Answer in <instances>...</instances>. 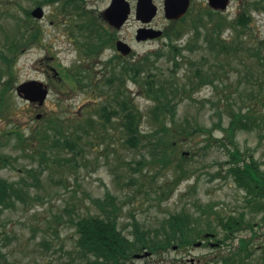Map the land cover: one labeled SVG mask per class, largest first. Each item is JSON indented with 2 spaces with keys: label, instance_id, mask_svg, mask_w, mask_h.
<instances>
[{
  "label": "rangeland",
  "instance_id": "374dc122",
  "mask_svg": "<svg viewBox=\"0 0 264 264\" xmlns=\"http://www.w3.org/2000/svg\"><path fill=\"white\" fill-rule=\"evenodd\" d=\"M110 2L0 0V178L19 184L24 192L0 212V264H64L74 256L77 234L73 222L79 217L102 215L97 200L103 202L107 195L120 205L118 228L130 239L134 238V221L140 230L151 232L171 215L182 213L190 214L195 230L210 223L206 233L226 242L220 248L188 245L173 251L169 247L148 258L131 257L126 264H179L178 260L191 257L201 258L202 264H220L223 256H237L241 241L250 252L247 264H264V211L251 210L245 190L229 173L251 159L264 171V52L261 58L245 53L248 57L243 64L229 66L226 59L215 63L202 36L197 39L194 32L195 26L202 31L208 22L205 10L211 8L207 0H189L188 11L175 22L164 18V0H152L158 12L149 24L163 34L143 41L135 40L136 30L142 26L134 16L136 0H127L130 16L119 29L103 19L102 12ZM241 2L229 0L224 10L218 11L227 22L221 29L226 41L236 35L228 24L236 20ZM38 6L44 13L41 19L30 15ZM250 12L241 37L256 47L264 39V13ZM235 27L242 31V27ZM173 30L180 33L179 38H173ZM116 40L131 47L128 56L116 51ZM13 44L19 47L12 54L8 49ZM98 44L97 53L87 50ZM188 44L193 48H186ZM174 46L182 49L179 57L183 66L176 74L180 83H186L197 67L208 70L222 66L219 70H225L227 76L223 83L216 82V87L200 86L190 93L192 99L184 98L178 105V120H186L189 130L200 126L210 129L211 134L196 131L178 136L174 164L162 171H158L159 164L153 169L145 165L140 173L135 170L136 163L147 148L124 145L118 119L112 118L110 123L101 119L99 108L114 94L115 84L111 86L107 79L121 70V63L144 56L154 60L158 54L155 68L168 76ZM1 54L14 57L13 62L7 65ZM32 80L48 88L42 106L29 103L16 92L17 86ZM6 82L10 85L4 92ZM124 86L132 104L145 115L141 130H151L147 112L153 103L131 79L124 80ZM231 106L243 110L252 107L262 122L258 129L236 132L233 143L215 127L217 123L222 129L228 126ZM56 118L62 121L64 137L77 141L79 147L57 146L52 138L43 140V132L55 134L47 121ZM87 118L94 126H80ZM15 132L26 139L20 141ZM237 149L241 161L234 162L232 153ZM181 154L186 160L177 161ZM175 164L181 165L184 175ZM175 179L179 180L173 185ZM161 190L165 195L161 196ZM241 215L250 226L232 230L233 236L224 238L226 233L218 220ZM194 236L201 240L196 233Z\"/></svg>",
  "mask_w": 264,
  "mask_h": 264
},
{
  "label": "trees",
  "instance_id": "16d2710c",
  "mask_svg": "<svg viewBox=\"0 0 264 264\" xmlns=\"http://www.w3.org/2000/svg\"><path fill=\"white\" fill-rule=\"evenodd\" d=\"M46 1L52 2L54 0ZM251 10L264 13V0H242L240 12L236 20L232 24H228L233 28V31H236L235 37L230 41L222 38L221 29L227 23L225 18L219 12L211 9L205 10L208 22L204 24V30L202 31L199 30V27L195 26L194 32L197 39L199 36H202L203 43L215 63L221 59H226L227 61H224V63L229 66L233 62L243 64L245 57H248L245 53L261 58V53L264 52L262 49L264 48V39L260 41L259 45L252 47L241 37L244 33L243 29H246V26L250 22ZM235 24L242 27V31L236 30ZM173 32V38L180 37L179 32L175 30ZM167 37L172 40L171 36L167 35ZM196 44L194 42V45ZM99 45L90 46L87 50L92 52L91 54L96 53ZM17 47H19L18 44H13L8 50L13 54V50ZM186 48L192 49L193 46L190 47V44H188ZM172 50L174 53L172 56L173 63L169 69L171 74L168 76L163 72L160 73L155 68V62L159 59L158 54H156L157 56L154 60L150 56H144L137 61L121 63V70L114 72L107 79V83L111 86L115 84L114 94L110 101L100 105L99 108V117L101 119L109 123L112 118L118 119L121 124V132L119 133L123 137L124 145L131 148H138L140 146L147 148L146 155L143 154L136 163L137 167L135 170L140 173H142L145 165L151 166L150 169H153L155 164H159L160 168L158 171H162L171 164H174L178 154L176 152L177 142L179 141L178 136H188L196 131L210 133V129L200 126H195L189 130V124H187L186 120H178V105L184 98L192 99L190 93L197 91L200 86L210 84L216 87V82L223 83L224 77L227 76L225 70H219L222 66H219L218 69L209 68L208 70L203 67H197L187 76L186 83H180L176 78V74L183 66V62H181L182 57H179L181 56L182 49L174 46ZM1 57H3L7 65L14 60V57L8 58L5 55ZM141 74H145V76L141 77ZM253 78L255 80L258 79L254 76ZM129 79L137 83L143 91L144 97L153 103L147 112V121L152 127L149 131H142L139 126L145 115L132 104L129 98L128 90L124 86V80ZM7 84L8 82H6ZM9 85L4 86V92L8 90ZM1 100L2 96L0 97V102ZM227 113L229 115L228 126L222 129L220 124L217 123L215 127L223 130L226 138L231 143H233V137L236 132L258 129L262 123L252 107H247L246 110H243V107L239 106L232 108ZM219 116L221 115L219 114ZM47 126L51 127L55 134L49 136L47 132H43L41 135L43 140H51L52 138V143H55L57 146L62 143L63 145L79 147L77 141H70L67 137H64L63 132H61L63 124L59 119H49ZM80 126L92 127L94 126V121L91 118H87ZM15 133L20 141L26 139L20 132ZM222 143L220 142L221 145H224ZM183 160H186L185 154H181L177 158V161ZM232 160L234 162L241 161L238 149L232 153ZM175 166L184 175L181 165L175 164ZM229 173L230 175L232 174L237 185L243 188L247 196H249L247 204L251 207V210L255 213L263 212L264 171L260 170L254 161H251L250 164L245 163L242 167L231 168ZM178 180L175 179L173 185H176ZM18 185L0 178V212L3 208L13 205L16 198L22 197L24 192ZM159 193L163 196L165 195V190H161ZM97 206L100 208L102 215L79 217L77 221L73 222L77 234L74 251L72 252L74 256H71L64 264H126L127 260L134 253L142 252V250L156 254L158 251H166L173 245H177L178 247L189 245L193 240L191 238L193 234L190 229L192 222L185 214L171 215L151 232L140 230L136 225L137 222L134 221V238L130 239L118 228V217L121 207L115 203V197L107 195L103 202L97 200ZM209 209L211 208H204V211L209 212ZM218 221L226 231H239L242 227L247 228L251 224L244 222L242 215L230 217L226 222L222 219ZM205 227L206 230H209L210 223L207 222ZM249 255L250 252L245 247H242L240 252L237 253V257H239L238 261L237 259L232 260L227 264H234L235 261L238 264H247L246 259Z\"/></svg>",
  "mask_w": 264,
  "mask_h": 264
},
{
  "label": "water",
  "instance_id": "95a60500",
  "mask_svg": "<svg viewBox=\"0 0 264 264\" xmlns=\"http://www.w3.org/2000/svg\"><path fill=\"white\" fill-rule=\"evenodd\" d=\"M211 9L224 10L228 4V0H207ZM189 7V0H164L163 12L168 20H177L183 17ZM157 8L152 0H136L135 18L142 23H149L156 16ZM130 14V6L126 0H111L109 7L103 12V19L109 26L119 29L127 21ZM30 15L35 19H41L43 9L41 7L34 8ZM161 35L160 30L140 28L136 31V41L146 39H154ZM115 48L121 55L127 56L131 52V48L124 42L118 40L115 43ZM16 92L19 96L27 99L31 103H37L41 106L47 96V89L42 83L29 81L20 84ZM40 116L37 115V118ZM199 245V243H197ZM150 254L145 252L143 255L136 254L134 258L147 257Z\"/></svg>",
  "mask_w": 264,
  "mask_h": 264
},
{
  "label": "flooded vegetation",
  "instance_id": "af4514ba",
  "mask_svg": "<svg viewBox=\"0 0 264 264\" xmlns=\"http://www.w3.org/2000/svg\"><path fill=\"white\" fill-rule=\"evenodd\" d=\"M168 21H171V22H175V21H177V20H168ZM140 28H145V29H147V28H151V29H153L152 28V26H151V24H146V25H142L141 27H139L138 29H140ZM137 31V30H136ZM163 34V33H162ZM118 40H116L115 41V43L117 42ZM100 50V49H99ZM99 50H97L96 51V53L99 51ZM44 85V84H43ZM44 87L48 90V88H47V86L46 85H44ZM251 161H254L253 159H251L250 161H248V162H245L246 164H250L251 163ZM257 165H258V167H259V169L261 170V168H260V164H258V162H256V161H254ZM246 192V191H245ZM246 195H247V193H246ZM249 196H247V198H248ZM201 209L202 210H204V208H202L201 207ZM211 209H212V207H211ZM212 211H214V209H212ZM186 216H188L189 217V215L190 214H185ZM192 218H194V217H192ZM228 219V218H227ZM227 219H225V220H223L224 222H226V220ZM192 222V224L190 225V229H191V232H192V234H193V237H191L193 240L190 242V244H189V246L191 245V246H193V247H196V248H220V247H222V246H224L225 245V241L224 240H218L216 237V235L215 234H213V233H206V231H209V230H206L205 228L204 229H202V230H195L194 228H193V226H195V224H196V222L195 221H191ZM204 225V224H203ZM205 226V225H204ZM223 230V229H222ZM225 233H226V235H224V238H226V239H230L231 238V236H233V234L231 233V231H226V230H223ZM197 234V235H199V237L201 238V240L200 241H196V239H195V236H194V234ZM197 243H199V245H197ZM240 247H239V250L242 248V247H245L246 249H247V243H244L243 241H241L240 242ZM188 247V245H185V246H182V247H178L177 245H173V246H171L170 248H171V250H173V251H177V249H182L183 247ZM247 251H248V249H247ZM164 253V251H158L156 254H160V253ZM186 254V252H182V255H185ZM151 256V255H150ZM149 256V257H150ZM188 256V255H187ZM146 258H148V257H146ZM143 259V258H142ZM237 259V261H238V258H237V256L234 254V253H232V254H230V255H227V256H223V257H221V261H220V264H227L228 262H231L232 260H236ZM246 261H247V259H246ZM184 262L186 263V264H202V259L201 258H193V257H191V258H185V259H180V260H178L177 261V263H179V264H184ZM234 264H238L236 261L234 262Z\"/></svg>",
  "mask_w": 264,
  "mask_h": 264
}]
</instances>
